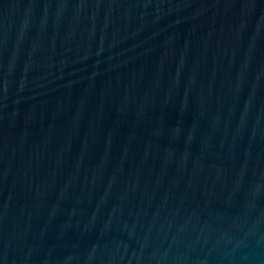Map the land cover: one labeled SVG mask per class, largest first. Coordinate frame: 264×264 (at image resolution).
<instances>
[{
    "label": "water",
    "instance_id": "95a60500",
    "mask_svg": "<svg viewBox=\"0 0 264 264\" xmlns=\"http://www.w3.org/2000/svg\"><path fill=\"white\" fill-rule=\"evenodd\" d=\"M0 264H264V0H0Z\"/></svg>",
    "mask_w": 264,
    "mask_h": 264
}]
</instances>
